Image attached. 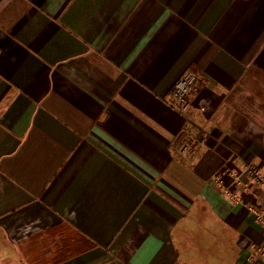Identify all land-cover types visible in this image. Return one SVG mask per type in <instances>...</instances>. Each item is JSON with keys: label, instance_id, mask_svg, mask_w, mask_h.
Masks as SVG:
<instances>
[{"label": "crops", "instance_id": "crops-1", "mask_svg": "<svg viewBox=\"0 0 264 264\" xmlns=\"http://www.w3.org/2000/svg\"><path fill=\"white\" fill-rule=\"evenodd\" d=\"M244 162L264 169V0H0L1 264H51L61 225L96 246L64 264H251Z\"/></svg>", "mask_w": 264, "mask_h": 264}, {"label": "built area", "instance_id": "built-area-1", "mask_svg": "<svg viewBox=\"0 0 264 264\" xmlns=\"http://www.w3.org/2000/svg\"><path fill=\"white\" fill-rule=\"evenodd\" d=\"M200 81L201 78L193 72L185 74L177 81L172 90L170 101L174 111L183 115L188 114L191 108L189 99L192 94L197 92ZM195 147H197V145L186 146L183 152H189L195 149ZM243 164L244 174L250 178L254 186L264 191V169L252 163L244 162ZM251 211L257 215L259 221L263 222L262 215L259 212H256L254 209H251ZM249 263L264 264V245L252 246L249 255Z\"/></svg>", "mask_w": 264, "mask_h": 264}, {"label": "trees", "instance_id": "trees-1", "mask_svg": "<svg viewBox=\"0 0 264 264\" xmlns=\"http://www.w3.org/2000/svg\"><path fill=\"white\" fill-rule=\"evenodd\" d=\"M69 228L66 225H61L58 227H55L53 230L49 231L47 235L51 236L53 241L56 243L55 247L58 248L57 257L54 259V261L51 264H64L69 261V259L75 255V246L80 247L79 253L80 254H86L90 251H93L96 246L92 244L87 239L83 240L82 245H79V242L76 243L73 247L69 244V241L66 239L64 231ZM66 257H62V255H65Z\"/></svg>", "mask_w": 264, "mask_h": 264}, {"label": "rangeland", "instance_id": "rangeland-1", "mask_svg": "<svg viewBox=\"0 0 264 264\" xmlns=\"http://www.w3.org/2000/svg\"><path fill=\"white\" fill-rule=\"evenodd\" d=\"M189 240H190V243H193V244H196V245H203L207 241L209 242L210 236L207 237L204 229L201 230L198 227H196L195 231L190 234ZM49 249H51V247ZM10 250H11V248L10 247H6L5 245H3L2 241L0 240V257H1L2 254H3L2 255L3 257H6L5 254L7 252H9ZM34 253H36V251Z\"/></svg>", "mask_w": 264, "mask_h": 264}]
</instances>
